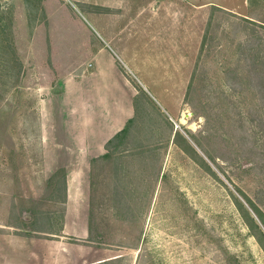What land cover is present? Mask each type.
<instances>
[{"label": "rangeland", "instance_id": "1", "mask_svg": "<svg viewBox=\"0 0 264 264\" xmlns=\"http://www.w3.org/2000/svg\"><path fill=\"white\" fill-rule=\"evenodd\" d=\"M106 1L0 0V264H264V0Z\"/></svg>", "mask_w": 264, "mask_h": 264}, {"label": "trees", "instance_id": "2", "mask_svg": "<svg viewBox=\"0 0 264 264\" xmlns=\"http://www.w3.org/2000/svg\"><path fill=\"white\" fill-rule=\"evenodd\" d=\"M132 120L133 118L129 119L127 125L123 127L120 131H118L113 137H111L108 140L107 148H110L112 146L116 147L117 142H120L123 140L124 136L128 133L129 123L132 122ZM177 134L178 132H176L175 136H177ZM184 142H185L186 149H189V145H190L194 154H198L197 149L193 147L191 143H189V140L184 139ZM198 146L200 147L199 144ZM110 155L111 153L109 151V153L104 154L102 156L105 158H108ZM209 158L212 159V157L210 156ZM238 191L241 194L243 199H240L239 197L234 196L235 204L239 208L240 213L242 214L243 218L247 222V225L249 226V228L253 229L256 232L255 236L263 244V247H264V209L242 188L238 187ZM104 262L106 261H100L97 264H102Z\"/></svg>", "mask_w": 264, "mask_h": 264}, {"label": "crops", "instance_id": "3", "mask_svg": "<svg viewBox=\"0 0 264 264\" xmlns=\"http://www.w3.org/2000/svg\"><path fill=\"white\" fill-rule=\"evenodd\" d=\"M112 1H115V0H112ZM112 1L107 0L103 4H93L92 3L91 5L96 7L95 11H97V12H101L102 14H105L107 16H114L113 14H116L119 17L121 15V13H119V11H121V9L115 7V5ZM163 6L165 7L164 8V14L169 18L173 17L174 20H176V22H179L180 19H178L179 18L178 17V13H179L178 10H179L180 4L177 2V0H147V1H143L137 9L136 15L139 19L145 20L149 23H154L156 20H158L160 18L159 12H160L161 7H163ZM213 6H217V5H213ZM115 38H116V36L113 33H111V35L109 34V38H107L106 43L111 45L112 43H114ZM112 49L114 50V48H112ZM116 62H117V59H116ZM111 66L116 67L113 64H111ZM101 69H97L96 74H99V71ZM120 130H118V131H120ZM118 131H116L111 137H113ZM91 149H93V148H91ZM0 228H1V226H0Z\"/></svg>", "mask_w": 264, "mask_h": 264}]
</instances>
